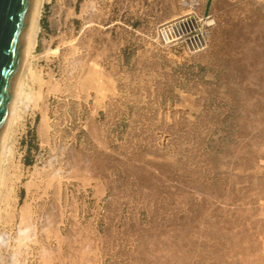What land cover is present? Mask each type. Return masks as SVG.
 Returning a JSON list of instances; mask_svg holds the SVG:
<instances>
[{
    "label": "rangeland",
    "instance_id": "obj_1",
    "mask_svg": "<svg viewBox=\"0 0 264 264\" xmlns=\"http://www.w3.org/2000/svg\"><path fill=\"white\" fill-rule=\"evenodd\" d=\"M45 0L0 192V264H264V0Z\"/></svg>",
    "mask_w": 264,
    "mask_h": 264
},
{
    "label": "water",
    "instance_id": "obj_2",
    "mask_svg": "<svg viewBox=\"0 0 264 264\" xmlns=\"http://www.w3.org/2000/svg\"><path fill=\"white\" fill-rule=\"evenodd\" d=\"M36 0H0V157L23 68Z\"/></svg>",
    "mask_w": 264,
    "mask_h": 264
},
{
    "label": "bare ground",
    "instance_id": "obj_3",
    "mask_svg": "<svg viewBox=\"0 0 264 264\" xmlns=\"http://www.w3.org/2000/svg\"><path fill=\"white\" fill-rule=\"evenodd\" d=\"M45 4V0H36L35 7L30 27V33L23 63V68L21 72V77L17 89V94L7 130V134L5 137L4 145L2 148V153L0 157V192L1 187L3 184V176L5 172V166L8 161V158L11 154V142H12V135L14 132V127L18 124L21 116L22 110L25 104L26 98H28V87H27V79H28V72L31 71V58L36 51L38 37L40 32V20L42 15V10Z\"/></svg>",
    "mask_w": 264,
    "mask_h": 264
},
{
    "label": "built area",
    "instance_id": "obj_4",
    "mask_svg": "<svg viewBox=\"0 0 264 264\" xmlns=\"http://www.w3.org/2000/svg\"><path fill=\"white\" fill-rule=\"evenodd\" d=\"M209 16L190 14L178 19L162 31V37L166 43L183 40L190 49H200L205 44V37L201 32L200 24Z\"/></svg>",
    "mask_w": 264,
    "mask_h": 264
},
{
    "label": "crops",
    "instance_id": "obj_5",
    "mask_svg": "<svg viewBox=\"0 0 264 264\" xmlns=\"http://www.w3.org/2000/svg\"><path fill=\"white\" fill-rule=\"evenodd\" d=\"M212 1L213 0H207L205 5L202 7V9L200 11L202 16H208L210 8H211Z\"/></svg>",
    "mask_w": 264,
    "mask_h": 264
}]
</instances>
